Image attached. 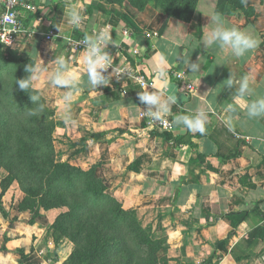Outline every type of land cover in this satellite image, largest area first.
<instances>
[{
	"label": "crops",
	"instance_id": "obj_1",
	"mask_svg": "<svg viewBox=\"0 0 264 264\" xmlns=\"http://www.w3.org/2000/svg\"><path fill=\"white\" fill-rule=\"evenodd\" d=\"M4 1L0 0V16ZM17 1L35 7L34 11L20 10L24 31L14 49L23 59L41 57L51 70L54 65L48 63L62 53L72 57L73 67L86 81L78 60L82 49H75L71 42L109 26L108 50L114 65L152 79V85L140 86L133 77L119 76L117 71L108 88L90 89L85 84L71 106L77 122L64 123L61 134L73 142L83 140L86 158L101 164L109 195L124 209L135 211L145 227L165 235L168 264H264V117L249 119L246 114L247 103L264 96V0H247L255 9L253 17L234 7L222 13L229 25L260 41L240 59L224 58L218 49L202 46L208 31L204 28L210 23L207 16L217 13L218 0H198L189 22L169 18L153 2L138 11L128 2L104 9L94 0H72L80 5L85 20L79 29L62 36L55 25L63 20L66 0ZM51 33L54 37L49 40ZM161 57L167 82L154 71ZM199 57L201 72L187 71L185 62H197ZM171 71L184 72L195 93L186 95ZM231 72L236 80L249 76L253 94L237 106L229 130L223 109L233 102L235 89L226 86ZM36 91L52 96L56 116L63 121V90L43 83ZM140 91L177 97L164 118L172 124L170 131L150 125L138 99ZM196 109L208 114L205 135L174 123L175 116ZM181 137L185 144L176 142ZM7 175L0 171V194ZM20 195L12 185L1 198L0 264H23V255L35 256L38 264H63L73 244L57 243L51 229L62 211L42 210L38 215L16 211Z\"/></svg>",
	"mask_w": 264,
	"mask_h": 264
},
{
	"label": "trees",
	"instance_id": "obj_2",
	"mask_svg": "<svg viewBox=\"0 0 264 264\" xmlns=\"http://www.w3.org/2000/svg\"><path fill=\"white\" fill-rule=\"evenodd\" d=\"M103 1L112 5L128 2L138 11H143L149 2H153L156 9L169 18L184 22L192 20L198 4V0ZM230 7L240 10L247 17L256 15L255 9L247 5V0L246 4H242L241 0H218L216 11L225 13ZM88 13H91L90 9ZM262 44L264 46V35ZM0 46L7 48L2 44ZM30 62V60H24L23 64ZM29 106L7 105L0 100V169H5L8 173L1 184L3 185L8 178H13L20 184L26 196L33 198L44 211L68 208L66 213H61L57 218L51 228L53 232L65 218L73 216L69 212L71 203L67 201L68 195L76 193V200L82 197L85 201L90 197L89 194L96 197L95 208L86 205L85 201L83 205H77L79 211L82 210L83 213V225L77 235L71 237L72 242H70L75 248L70 258L63 264H162V262L165 264L164 258L159 254L167 251V238L153 239L151 233L155 232L151 228L142 226L135 211L124 209L117 199L110 196L104 181V185L99 189L92 187L93 191H87V193H84L83 189L74 182H68V173L73 169L68 163L55 161L53 139L55 125L51 122L53 115L50 109L45 105L44 111L48 115L21 119L23 111ZM184 139L185 137L177 138L176 142L185 144ZM80 144L83 145V140ZM190 146L194 147V144L190 142ZM5 191L3 189L2 194ZM19 211H31V209L25 206ZM37 212L34 214L40 213L38 210ZM124 226L128 227L127 233L123 231ZM128 233L131 234L130 238L134 245L128 242L130 239ZM79 235V240L83 238L81 242L77 241ZM138 252H142L140 257L136 256ZM23 259V264H38L26 258L25 255Z\"/></svg>",
	"mask_w": 264,
	"mask_h": 264
},
{
	"label": "clouds",
	"instance_id": "obj_3",
	"mask_svg": "<svg viewBox=\"0 0 264 264\" xmlns=\"http://www.w3.org/2000/svg\"><path fill=\"white\" fill-rule=\"evenodd\" d=\"M246 4V0H241ZM210 18V23L204 29L208 31L202 37V46L207 49H218L224 58L240 59L259 46L260 41L251 35L248 31L242 30L236 26L229 25L222 13H214ZM7 18V14L5 16ZM85 16L78 3L72 0H66L64 16L61 23L56 24L60 36L62 33L79 29L84 23ZM112 39L109 26L101 27L99 30L86 34L80 41L82 51H80L78 60L82 62L86 72V81L81 79L80 74L73 67L72 57H66L64 54L55 55L48 64L54 65L50 70L45 62L39 57L24 67L27 73L23 79H15V84L19 90L28 93L30 90L35 93L30 95L33 107L26 108L24 113L27 116H38L45 109V104L41 103V94L36 93L39 85L47 83L50 87L63 90L61 104L63 106L62 119L65 124H76V120L71 112V106L79 95L82 86L85 84L90 89L108 88L111 86L113 73L120 71L118 66L114 65L113 55L108 50L109 42ZM115 45V42H112ZM53 47V45H52ZM43 61V63H42ZM187 71L192 74H198L201 71V57L197 62L192 59L185 62ZM47 64V65H48ZM111 69V73H109ZM158 79L167 82V71L165 60L161 57L160 62L154 67ZM228 88H234L233 102L227 104L223 111L226 113L224 123L232 129V114L237 111V106L242 105L243 98L251 96L253 89L250 85L249 76H243L236 80L231 72L230 78L226 81ZM138 99L145 106L143 114L150 121H160L167 123L164 119L170 114L172 105L176 104L175 95L164 96L163 93L155 91H140ZM247 117L256 119L264 117V96H259L247 103ZM174 123L180 126L182 130L191 133L205 135L207 133L208 114L200 109L194 113L177 115Z\"/></svg>",
	"mask_w": 264,
	"mask_h": 264
},
{
	"label": "rangeland",
	"instance_id": "obj_4",
	"mask_svg": "<svg viewBox=\"0 0 264 264\" xmlns=\"http://www.w3.org/2000/svg\"><path fill=\"white\" fill-rule=\"evenodd\" d=\"M100 5V7H103L104 9L113 8L115 6L120 5H112L109 4L106 1H96ZM122 5V4H121ZM24 60L19 52L15 50L14 48H3L0 46V100L2 103L7 105H19L23 104L25 107L29 106L30 104L33 105L32 101H30V95H32L31 90L26 93L24 91L19 90L18 85L15 84V79H23L26 77L27 73L24 71L25 65L29 64H23ZM37 93L41 94V103L45 104L48 109H50L53 117H52V123L55 125L54 133H53V139H54V148H55V161L58 163H68L70 167L73 169L69 171L68 173V182H74V184H77L80 189H83L84 193H87V191H93L92 187H96V189H99L100 186H103V181L106 184V180L103 175L102 167L100 163H94L91 162L87 157L88 150H86V146L83 147L82 144H80L81 141L73 142L67 134H61V129L64 126V122L62 120H59V118L56 116V109L54 107L55 103L52 96L49 95V93L42 94L41 92L36 91ZM29 106L28 108H31L32 106ZM34 106V105H33ZM25 111V110H24ZM22 113L21 119L30 118V116H27L25 113ZM48 115L45 111L40 113L38 116H44ZM31 121V120H29ZM36 122V119H35ZM80 140V139H79ZM92 170V171H91ZM0 171H5V169H0ZM91 171V172H90ZM6 172V171H5ZM8 174V173H7ZM67 184V183H66ZM14 185L15 187H18V191L21 192L19 202L17 206L15 207L16 211H19L21 208L30 207L32 213H38V211H42L43 209L40 208L38 204L34 202V199L26 196V194L21 190L20 184L15 181L13 178L6 180L2 186V190L5 189L9 190L11 186ZM108 189V187H107ZM69 191H71L68 188ZM70 193V192H69ZM108 193V192H107ZM75 194L72 193L71 196L68 195L67 201L71 203V209L69 212L72 213L73 216L69 218H65L63 222L60 224V226H57V229L55 232H53V238L54 240H57L58 243L64 242V241H71V237L73 235H77L78 230L82 228L83 225V213L82 210L79 211L77 208V205H83L84 201L81 197L80 200L75 199ZM109 194V193H108ZM3 194L0 195V203L1 198H3ZM84 195V194H83ZM93 194H89V198L87 201H85L86 205L88 204L89 207L95 208V198L92 196ZM84 198V197H83ZM102 200V199H101ZM113 209V207H112ZM61 210L62 213H66L68 211V208H61L58 209ZM142 224V223H141ZM142 226H144L142 224ZM128 228V227H127ZM125 226L123 227V231L127 233L128 229ZM144 228H146L144 226ZM81 235V234H80ZM80 235L77 237V241H83V238L79 240ZM153 236V239L155 240H161L164 239L165 235H163L162 232H155L151 233ZM128 236L130 238L131 234L128 233ZM72 242V241H71ZM128 242L131 245H134L132 242V239H128ZM83 244V242H82ZM80 246L83 248V246L80 244ZM75 248L73 244V249ZM167 252V251H166ZM161 253L159 254L160 257L164 258L165 264H168V258L167 253ZM142 252L136 253V256H141ZM54 259V258H53ZM29 260L34 261L35 263H38V259L35 258V256H32ZM164 264V262H162Z\"/></svg>",
	"mask_w": 264,
	"mask_h": 264
},
{
	"label": "built area",
	"instance_id": "obj_5",
	"mask_svg": "<svg viewBox=\"0 0 264 264\" xmlns=\"http://www.w3.org/2000/svg\"><path fill=\"white\" fill-rule=\"evenodd\" d=\"M4 11L0 16V44L7 48H14L18 36L24 31L23 23L20 19V10L25 9L26 11H34L35 7L27 4L25 1L17 0H5L3 2ZM7 14V18H5ZM127 34V32H125ZM54 37V34L48 35L47 38L50 40ZM82 39L73 40L71 44L75 49H82L80 41ZM134 54H139V50H135ZM110 70V69H109ZM119 76H126L128 78L133 77L140 86L152 85V79L147 78L143 74H135L125 71H118ZM173 80L180 86L186 95H192L195 93V86L187 79L184 72L171 71ZM167 123L160 121L152 122L151 126H158L159 128L170 131L172 129V124L169 120L165 119Z\"/></svg>",
	"mask_w": 264,
	"mask_h": 264
}]
</instances>
